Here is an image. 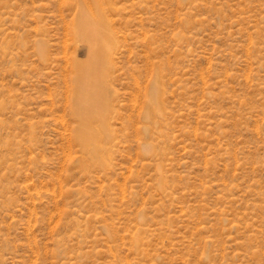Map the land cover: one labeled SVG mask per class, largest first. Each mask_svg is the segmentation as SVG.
Returning a JSON list of instances; mask_svg holds the SVG:
<instances>
[{
  "label": "rangeland",
  "instance_id": "rangeland-1",
  "mask_svg": "<svg viewBox=\"0 0 264 264\" xmlns=\"http://www.w3.org/2000/svg\"><path fill=\"white\" fill-rule=\"evenodd\" d=\"M84 10L116 40L90 149ZM0 264H264V0H0Z\"/></svg>",
  "mask_w": 264,
  "mask_h": 264
},
{
  "label": "bare ground",
  "instance_id": "bare-ground-1",
  "mask_svg": "<svg viewBox=\"0 0 264 264\" xmlns=\"http://www.w3.org/2000/svg\"><path fill=\"white\" fill-rule=\"evenodd\" d=\"M81 14L80 20L78 21L79 18L77 19L78 27L75 37L79 39V42L83 41L89 46L91 57L86 63L84 61V63L82 61H80L82 63H79L78 61L79 64L75 67V83L77 87L75 91L76 103L73 105V113L80 122L78 140L84 147L90 149V146L97 145L98 143L92 121L99 120L104 122L109 112L110 101L103 93L111 69L110 51L115 45L116 40L113 38L111 32L109 33L108 25L104 22L101 13H99V18L95 21V24L89 23L91 20L89 21L87 19L89 22L86 20V18H89V15L86 16V10ZM73 30L75 32V27ZM42 54L44 53L41 51ZM157 88L158 84H155L151 90L149 107L154 104L153 102L156 98L155 90ZM93 151L96 154L97 151L95 148L91 152L93 153ZM93 156L97 157L96 155Z\"/></svg>",
  "mask_w": 264,
  "mask_h": 264
}]
</instances>
